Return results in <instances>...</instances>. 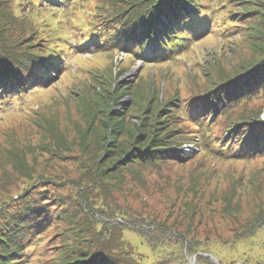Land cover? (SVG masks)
Segmentation results:
<instances>
[{
	"label": "rangeland",
	"instance_id": "1",
	"mask_svg": "<svg viewBox=\"0 0 264 264\" xmlns=\"http://www.w3.org/2000/svg\"><path fill=\"white\" fill-rule=\"evenodd\" d=\"M119 1L71 0L72 6L55 4L53 8L38 4L32 11L33 19L42 26L39 35L35 29L23 31L0 8V21L9 22L7 31L14 37L7 35L0 42L15 46L17 51L31 39L35 43L49 36L56 40L54 49L59 59L55 57V62L62 68L60 74H49L52 79L47 85L32 86L21 98L0 105V205L11 196L19 200L29 184L21 177L19 167L14 170L17 161L28 172L38 167L39 172L58 176L57 180L64 182L61 192L68 202V207L53 211L52 225L34 242L37 251L30 254L27 264L55 263L58 246L70 239L63 218L65 214L73 216L75 211V197L69 194L86 190L85 186L99 212L112 218L110 223L130 227L120 237L143 256L139 260L142 263L264 264L263 145L247 159H223L204 149L198 128L188 120L200 108L205 115L216 111L210 120V116L205 119L215 124L210 140L230 137L235 132L248 141L258 138V133L264 136V90L249 97L243 92L235 94L219 104L210 99L219 89L207 93L212 85L236 71L254 70L251 60L264 46V0H200L211 13L210 32L200 39L192 38L184 53L149 62L124 51H108L102 44L80 45L85 39L83 30L91 31L93 23L103 29L107 24L109 28L116 25V20L109 19L113 9L122 4ZM16 14L22 15L20 11ZM19 23L28 27L23 21ZM59 42L70 45L69 49ZM245 84H249L246 79ZM110 86L119 106L107 100L105 92L100 93ZM263 88L264 84L249 89V93ZM152 93L161 102L172 103L162 108L151 100ZM201 97L204 101H196ZM178 105L183 111L175 117ZM142 117L153 128H163L160 133L171 128L170 124L178 126V132L188 139L181 146L187 159L145 168L137 179L132 173L140 168L100 178L101 183L95 184L94 174L97 178L99 174L93 163L113 158L109 166L118 160L112 156L110 140L115 130L118 136L126 134L124 141L128 143L145 132L134 125ZM94 131L103 140L109 138L110 144L106 145L105 140L103 148L94 149L89 143ZM82 136L86 137L84 145ZM105 150L110 151L108 156ZM138 228L153 240V246L142 240Z\"/></svg>",
	"mask_w": 264,
	"mask_h": 264
},
{
	"label": "trees",
	"instance_id": "2",
	"mask_svg": "<svg viewBox=\"0 0 264 264\" xmlns=\"http://www.w3.org/2000/svg\"><path fill=\"white\" fill-rule=\"evenodd\" d=\"M26 1L27 3L24 0L15 3V0H0V8L7 13L12 23L17 22L20 27H23V31L27 32L29 28L35 29V34L38 35L41 31L39 28L42 26H39L36 19H33L35 18L32 11L34 6H38V4H43L47 8H53L55 4L72 6L71 0ZM119 3L122 4L113 9V16L109 19V22L116 20V25L109 28V24H107L103 29L93 23L91 31L83 30L85 39L80 42V45L102 44L108 51H124L128 55L139 56L140 59L147 60V62L160 61L174 56L176 53L179 54L180 51L184 53L192 38L193 40L200 39V36L210 32L211 13L207 6L200 3V0H120ZM191 4L194 6L192 7ZM18 11L22 13L21 17L16 14ZM19 21H23L28 27L23 26ZM8 23L0 21V41H4L3 39L7 35L14 38L7 31L10 27ZM26 37L29 39V36ZM45 38L47 37H43L35 43L31 39L27 42L26 47L20 46L21 48H17V51H15V46L0 42V105L13 98H21L32 86L47 85L46 83L52 79L50 73L53 72L55 75L61 73L62 68L55 62V57L59 59V52L54 49L57 47V44L54 45L56 40L53 41L49 36L47 39ZM59 43L64 45L65 50L70 47L63 42ZM70 50L72 51V49ZM251 63L253 71L252 69L246 70L245 74L236 71L235 75L228 76L226 80L217 83L219 86H225L218 88L215 86L217 84L212 85L207 93H212L216 88L219 89L210 98L213 103L219 104L222 99L227 102L233 95H239L242 92L245 97H249L264 90L263 88L249 93V89L261 88L264 84V46L261 47V53L255 56ZM112 74L111 70L109 78L111 81ZM245 79L249 82L248 86H245ZM234 81H236L235 84L228 85ZM131 91L134 95H138L135 88L131 87ZM103 92L106 93L107 100L116 101L112 86L100 93ZM223 95L226 97L222 98ZM152 99L162 108L172 103V100L166 103L161 102L155 93L151 94ZM196 101H204V97L198 98ZM115 105L119 106L117 102ZM181 107V105L175 106V117L181 115L179 114L183 111ZM123 108L125 111L126 107ZM215 114L216 111H213L209 115H205V111L200 108L193 118L188 119L198 128L205 150H209L215 156L223 159L234 156L247 159L254 153H258L257 148L261 145L263 147L260 148V153H264V136H259V133L258 138L249 141L248 138H241V135H237L236 132L233 134L234 136L232 134L230 137L223 138L216 136L210 140L215 130V124L209 121L206 123L205 119L210 116V120ZM114 116H117V113H114ZM122 116L124 119V115ZM144 119L142 117L134 125L140 130L144 129L145 132L138 133L128 143L124 141L126 134L125 137L118 136V130H115L113 139L110 138V140L114 150L112 156H116L118 160L109 166H107L108 161H113V158H107L106 162L99 160L93 163L99 174L98 178L94 174L95 184L101 183L102 178L116 177V174L119 176L124 170L140 168L139 172L132 173L133 178L137 179L140 178L141 172L145 168L161 166L162 162L187 159L181 146L188 139H184V134L178 132L180 130L178 126L170 124L171 128L165 133H160L163 128H153L149 123L144 122ZM231 133L233 132L231 131ZM103 139L101 135L97 136L94 131L89 143L94 149H101L105 145V140L106 145L110 144L109 138ZM84 142H86V137L82 136L81 145H84ZM126 143L127 146L124 145ZM236 145L238 148H235ZM105 151L108 156L110 151ZM25 161L24 158L23 162ZM103 163L106 165L103 166ZM14 167V170L20 168L23 171L21 177L28 179L30 185H27L25 193L20 195L19 200L16 201L11 196V200H5L4 204L0 205V264H27L30 254L37 251V245L34 242L39 240L43 231L52 225L53 211L62 206L68 207V202L65 201L66 196L61 192V185L64 182H59L58 176L39 172L38 167H33L28 172L25 166L18 161ZM84 174L82 173L83 177H86ZM80 179L82 180V178ZM69 181L75 184L77 180ZM85 189H79L77 193L69 194V197L71 195L75 197L72 201L75 211L73 216L65 214L63 218L66 223L65 230L70 233V239L58 246L60 248L59 256L54 258V264H145L139 261L143 256L131 250L134 246L121 240L122 233L130 227L120 226L114 221L110 223L112 218H106L103 212H99L100 208L91 202L88 195L90 191L86 186ZM10 201L14 203L10 204ZM136 232L147 245L153 246V240L147 237L142 228H138ZM29 247H31V251H28ZM109 247L115 248L116 252ZM119 247L122 250H119Z\"/></svg>",
	"mask_w": 264,
	"mask_h": 264
}]
</instances>
